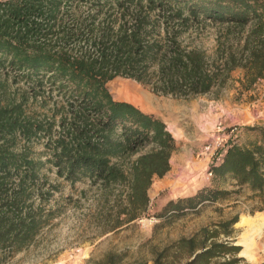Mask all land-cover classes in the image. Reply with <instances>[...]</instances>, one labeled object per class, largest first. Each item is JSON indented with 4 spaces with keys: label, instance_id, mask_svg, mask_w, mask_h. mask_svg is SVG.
<instances>
[{
    "label": "trees",
    "instance_id": "1",
    "mask_svg": "<svg viewBox=\"0 0 264 264\" xmlns=\"http://www.w3.org/2000/svg\"><path fill=\"white\" fill-rule=\"evenodd\" d=\"M237 69L248 87L264 78V0L0 1V264L34 247L56 216L59 187L47 171L71 186L127 185V222L148 211V191L171 170L177 141L163 119L116 100L111 81L191 99L223 87ZM238 129L222 163L210 167L214 180L237 190L208 187L170 200L159 220L241 190L264 197V124ZM37 142L46 160L34 155ZM146 149L127 168L114 163ZM237 222L181 239L153 264H247L239 247L218 240L220 228L230 236ZM104 264L118 260L109 255Z\"/></svg>",
    "mask_w": 264,
    "mask_h": 264
},
{
    "label": "rangeland",
    "instance_id": "2",
    "mask_svg": "<svg viewBox=\"0 0 264 264\" xmlns=\"http://www.w3.org/2000/svg\"><path fill=\"white\" fill-rule=\"evenodd\" d=\"M108 88L116 100L130 102L146 113L163 118L176 136L179 135L176 124L180 123L178 127L186 129L191 142L205 138L200 146H194L192 155L188 156L187 172L174 177L175 180L170 178L169 185L162 183L164 177H155L148 191V211L138 219L127 222L128 216L121 213L127 203V185H114L106 190L100 184L94 185L90 180H84L71 186L57 177L54 171H47L50 182L59 187V193L51 203L56 216L50 226L43 230L36 245L17 255L8 264H104L109 255L115 256L118 264L138 261L153 264L157 252L181 239L194 237L204 228L218 229L219 224L235 217H238V222L231 227V235L226 237V230L220 228L218 240H228L232 246L239 247L237 257L244 259V263L263 264L264 252L255 251L252 254L254 259L250 260L241 255L244 248L236 245L242 241V221L264 222V197L260 195L241 190L228 201L205 205L170 223L159 220L157 215L167 201L177 200L189 193L194 195L208 187L237 190L231 181L207 180L212 158L205 147L212 136L222 137L225 133L219 130L220 124L221 128L226 129L225 140L228 141L231 137L227 130L235 126L242 128L249 123H264V78L248 87L244 81V71L237 69L223 87L191 99L157 95L150 87L124 77L115 78ZM196 109L198 111L193 112ZM191 115L198 117V120H191ZM240 132L239 129L235 133ZM190 141H187L188 145ZM182 145V141L177 142L179 149ZM32 150L36 157L46 160L42 142L34 143ZM147 150L133 157L114 160V163L127 168ZM225 259L226 256L218 258L220 261Z\"/></svg>",
    "mask_w": 264,
    "mask_h": 264
},
{
    "label": "crops",
    "instance_id": "3",
    "mask_svg": "<svg viewBox=\"0 0 264 264\" xmlns=\"http://www.w3.org/2000/svg\"><path fill=\"white\" fill-rule=\"evenodd\" d=\"M197 111L198 110L196 109L193 112H197ZM193 117L194 116L191 115L190 119L191 120H193V119L194 120H198V117H194V118ZM161 119H163V118H161ZM165 123L167 124V122H165ZM209 124H211V122H209ZM260 124H264V123H260ZM176 125H177V130H179V132H178L179 135L178 136H176V134H173V130L171 131L170 128H168V129L173 134V137L176 139L178 144H179V141H182L183 145H182V147H180V149L178 147V149L172 155V158H171V170L168 172V174L166 176H164V180H162V183H164V185H169L171 183L170 178L172 180H175L174 177H178L181 174H184V172H187L186 171V166L188 165V156L192 155V151H193L194 146H197V145L200 146L203 143L202 140L205 139L204 137H200V138H198V141L191 142L190 140L192 138H191L189 133L187 134L186 129L184 127H178L179 125H181L180 123H178ZM253 125H259V124L249 123L247 126H253ZM188 140L190 141L189 145L187 144ZM192 195H193V193H189V194H186L185 196H180V197H188V196H192ZM180 197H178V198H180ZM167 203H168V201L165 203V205ZM165 205H163V207Z\"/></svg>",
    "mask_w": 264,
    "mask_h": 264
},
{
    "label": "bare ground",
    "instance_id": "4",
    "mask_svg": "<svg viewBox=\"0 0 264 264\" xmlns=\"http://www.w3.org/2000/svg\"><path fill=\"white\" fill-rule=\"evenodd\" d=\"M241 225L244 229L242 241L236 245L242 246L244 249L241 255L253 260L252 255L255 251L264 252V222L263 221H242Z\"/></svg>",
    "mask_w": 264,
    "mask_h": 264
},
{
    "label": "built area",
    "instance_id": "5",
    "mask_svg": "<svg viewBox=\"0 0 264 264\" xmlns=\"http://www.w3.org/2000/svg\"><path fill=\"white\" fill-rule=\"evenodd\" d=\"M220 131L225 132L223 134L222 137L220 136H212L211 138V142L209 144L206 145L205 147V151H209L211 152V164L210 167L212 165H219L222 163L224 155L226 153V147L228 145V142L234 138L237 134L235 133L238 129V126H235L233 128H231L230 130H227V134L230 135L231 138H229L228 141L225 140L226 138V129L225 128H221V124H220ZM234 133V134H232ZM210 167L207 171V180L211 181V179H213V173L210 171Z\"/></svg>",
    "mask_w": 264,
    "mask_h": 264
}]
</instances>
